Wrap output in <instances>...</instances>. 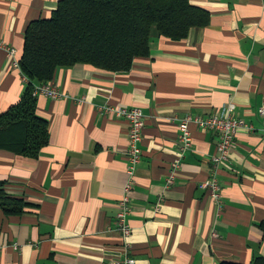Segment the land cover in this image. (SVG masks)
<instances>
[{"label":"crops","instance_id":"obj_1","mask_svg":"<svg viewBox=\"0 0 264 264\" xmlns=\"http://www.w3.org/2000/svg\"><path fill=\"white\" fill-rule=\"evenodd\" d=\"M59 0H0V113L16 103L25 79L24 33L48 18ZM208 11L207 26L174 41L154 36L147 57L126 72L89 64L60 67L59 98L37 96L49 139L37 158L0 150L3 191L22 198L20 214L0 208V264L249 263L264 255V0H190ZM229 102L252 125L240 129L218 165L221 203L201 186L211 173L218 133L190 125L191 148L178 157V123L206 118ZM144 114L140 162L130 193V235L118 230L127 174L128 123L106 106Z\"/></svg>","mask_w":264,"mask_h":264},{"label":"trees","instance_id":"obj_2","mask_svg":"<svg viewBox=\"0 0 264 264\" xmlns=\"http://www.w3.org/2000/svg\"><path fill=\"white\" fill-rule=\"evenodd\" d=\"M209 21L208 11L190 0H59L50 17L32 20L25 30L19 60L25 84L19 100L0 113V150L37 158L47 145L49 123L37 113L33 91L37 84L50 83L58 68L89 64L126 72L136 58L149 56L154 36L180 41ZM3 188L0 208L22 213L24 200ZM259 227L264 231V221ZM246 264H264V255Z\"/></svg>","mask_w":264,"mask_h":264},{"label":"built area","instance_id":"obj_3","mask_svg":"<svg viewBox=\"0 0 264 264\" xmlns=\"http://www.w3.org/2000/svg\"><path fill=\"white\" fill-rule=\"evenodd\" d=\"M2 44V42H0ZM8 54L11 58L12 66L19 68V61L15 57V51L7 48ZM33 94L45 95L51 98H59L62 93L51 83H41L34 87ZM107 112H114V114L128 123V148H127V170L126 180L123 185L122 197L118 203L119 210L116 214L115 223L120 232L128 237L130 235V227L127 224V216L131 213L130 193L135 184V172L141 158V148L139 142L141 141L142 131L144 128V114L142 109L136 106L118 105L115 107L106 106ZM235 105L229 102L218 112L213 115L201 118L198 116L187 115L180 119L178 123L177 141L179 144L178 157L170 165L168 173V183L171 184L175 172L178 170L181 157L184 152L191 148V131L190 125L195 124L204 130H213L218 133L219 141L217 143L216 151L211 157L212 171L208 177L202 181L201 186L207 189L208 194L216 203H221V187L217 178V167L228 159L230 148L234 145L235 136L240 129L253 130L252 125L247 123L244 119L238 118L234 115ZM258 115L262 120V129L264 131V105L258 108ZM135 260L132 257H126L124 260L113 261V264H134Z\"/></svg>","mask_w":264,"mask_h":264}]
</instances>
